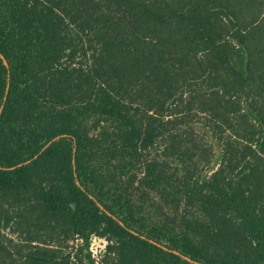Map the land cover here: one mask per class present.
Instances as JSON below:
<instances>
[{
  "label": "trees",
  "instance_id": "1",
  "mask_svg": "<svg viewBox=\"0 0 264 264\" xmlns=\"http://www.w3.org/2000/svg\"><path fill=\"white\" fill-rule=\"evenodd\" d=\"M0 264H264V0H0Z\"/></svg>",
  "mask_w": 264,
  "mask_h": 264
},
{
  "label": "rangeland",
  "instance_id": "2",
  "mask_svg": "<svg viewBox=\"0 0 264 264\" xmlns=\"http://www.w3.org/2000/svg\"><path fill=\"white\" fill-rule=\"evenodd\" d=\"M106 241L102 238L93 236L90 242V248L95 256H98L100 251L105 247Z\"/></svg>",
  "mask_w": 264,
  "mask_h": 264
},
{
  "label": "built area",
  "instance_id": "3",
  "mask_svg": "<svg viewBox=\"0 0 264 264\" xmlns=\"http://www.w3.org/2000/svg\"><path fill=\"white\" fill-rule=\"evenodd\" d=\"M90 251H91V248H90ZM92 252V251H91ZM93 253V252H92ZM93 255H95V254H93Z\"/></svg>",
  "mask_w": 264,
  "mask_h": 264
}]
</instances>
